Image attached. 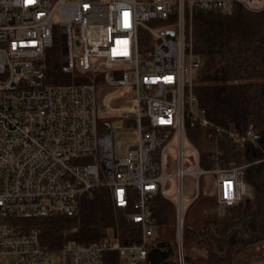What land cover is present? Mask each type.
Segmentation results:
<instances>
[{
	"label": "built area",
	"instance_id": "1",
	"mask_svg": "<svg viewBox=\"0 0 264 264\" xmlns=\"http://www.w3.org/2000/svg\"><path fill=\"white\" fill-rule=\"evenodd\" d=\"M236 5L264 10V0H0V264H104L109 251L120 261L145 264L156 247L148 241L155 234L149 202L157 195L174 206L172 261L186 264L184 217L200 190L184 205V177L211 176V212L219 217L254 198L245 167H222L216 152L210 168H201L185 131L190 119L238 138L193 109L200 62L188 36L194 10L229 14ZM158 24L166 29L156 32ZM55 27L61 71L73 81L49 86L45 57ZM106 87L132 91L133 111L120 117L119 133L132 135L123 152L114 146L113 118L98 117L107 108L98 109L97 89ZM251 137L249 129L244 139ZM184 144L194 154L190 171L184 170ZM170 180L173 196L166 192ZM103 188L113 208L128 209L127 221L139 225V244H67L48 253L37 229L18 234L10 222L73 216L84 197ZM251 248L259 259L249 264H264V243Z\"/></svg>",
	"mask_w": 264,
	"mask_h": 264
},
{
	"label": "trees",
	"instance_id": "2",
	"mask_svg": "<svg viewBox=\"0 0 264 264\" xmlns=\"http://www.w3.org/2000/svg\"><path fill=\"white\" fill-rule=\"evenodd\" d=\"M191 20V50L200 62L193 82L198 107L210 125L235 132L238 138L219 136L211 127L189 119L185 124L188 141L197 150L203 169L210 168L216 152L222 167H245L244 178L253 186L254 198L219 217L211 212L215 196L199 191L184 217L183 247L205 252L198 264H249L259 259L252 260L249 247L264 243V10L249 12L237 5L229 14L196 9ZM45 66L46 85L73 81L62 73L60 52L54 47L46 54ZM249 129L252 137L245 140ZM128 211L113 208L103 188L84 197L73 216L10 218V222L18 234L37 229L48 253L67 244L116 241L120 246L137 245L140 227L127 221ZM149 218L158 234L155 244L174 247L170 240L175 233L172 203L160 195L153 197ZM104 264H120L117 253L107 252ZM186 264L194 261L187 259Z\"/></svg>",
	"mask_w": 264,
	"mask_h": 264
},
{
	"label": "rangeland",
	"instance_id": "3",
	"mask_svg": "<svg viewBox=\"0 0 264 264\" xmlns=\"http://www.w3.org/2000/svg\"><path fill=\"white\" fill-rule=\"evenodd\" d=\"M192 19V18H191ZM192 21V20H190ZM191 24V22H190ZM153 30L156 32H160L161 30L166 29L165 24H158L152 26ZM189 39L190 38V31H189ZM53 47L57 49L60 52L61 55V35H60V28L55 27L54 29V38H53ZM119 88H112V87H106L102 90L97 89V107L98 109L102 106H106V110L104 112L99 111L98 117L99 119H106V118H113L111 122V129L117 131L115 133L116 137L114 139V146H119L122 152L125 150V140L127 136H132L129 133H119V130L123 127V122L120 119L123 112H132L133 111V102H132V91L128 88H124L119 92ZM195 113L199 114L201 111L198 108L197 105L193 107ZM188 145L184 144V148L186 149V158L184 159V170L190 171L193 169V166L191 164L192 159L194 158V154L188 150ZM175 171V163L172 167V173ZM198 183V186L196 184ZM167 195L173 196L174 188H173V182L170 180L167 183ZM196 188L200 190L203 194L207 195H213L215 193L213 181L210 175H203L197 182L195 179L186 176L182 180V189H183V195L185 197L184 205L187 204V199H190L196 192ZM174 231V229H173ZM158 240V234L156 233L155 236L148 241L149 244L156 243ZM170 240L175 242V233L173 232V235L171 236ZM185 256L187 259H191L194 261V264H198V259L205 256V252L202 249H190L188 251H185ZM247 254L249 256H252V260L255 259V257H258V254H256L255 249H249L247 250ZM54 256H52L53 258ZM186 259V260H187ZM54 261V258H53ZM5 263L3 260L2 263ZM10 264H14V261L11 260ZM120 264H135L130 262V260L127 257H124L121 259ZM144 264V263H141Z\"/></svg>",
	"mask_w": 264,
	"mask_h": 264
},
{
	"label": "water",
	"instance_id": "4",
	"mask_svg": "<svg viewBox=\"0 0 264 264\" xmlns=\"http://www.w3.org/2000/svg\"><path fill=\"white\" fill-rule=\"evenodd\" d=\"M171 36L173 32H167ZM163 250V248H165ZM173 251L170 246H164L157 244L156 247L152 248L147 254L146 264H175L172 261Z\"/></svg>",
	"mask_w": 264,
	"mask_h": 264
},
{
	"label": "crops",
	"instance_id": "5",
	"mask_svg": "<svg viewBox=\"0 0 264 264\" xmlns=\"http://www.w3.org/2000/svg\"><path fill=\"white\" fill-rule=\"evenodd\" d=\"M157 245V244H156ZM165 248H163V250H164Z\"/></svg>",
	"mask_w": 264,
	"mask_h": 264
},
{
	"label": "flooded vegetation",
	"instance_id": "6",
	"mask_svg": "<svg viewBox=\"0 0 264 264\" xmlns=\"http://www.w3.org/2000/svg\"><path fill=\"white\" fill-rule=\"evenodd\" d=\"M172 249V248H171ZM172 251H173V249H172Z\"/></svg>",
	"mask_w": 264,
	"mask_h": 264
},
{
	"label": "bare ground",
	"instance_id": "7",
	"mask_svg": "<svg viewBox=\"0 0 264 264\" xmlns=\"http://www.w3.org/2000/svg\"><path fill=\"white\" fill-rule=\"evenodd\" d=\"M185 253V252H184ZM186 258V257H185Z\"/></svg>",
	"mask_w": 264,
	"mask_h": 264
}]
</instances>
